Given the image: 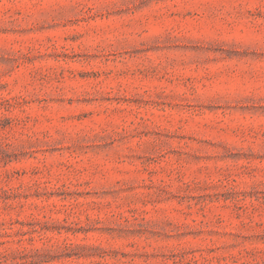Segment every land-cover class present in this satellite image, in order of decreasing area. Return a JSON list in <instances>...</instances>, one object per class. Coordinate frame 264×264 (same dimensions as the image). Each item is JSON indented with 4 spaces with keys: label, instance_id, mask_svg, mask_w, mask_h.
Here are the masks:
<instances>
[{
    "label": "rangeland",
    "instance_id": "1",
    "mask_svg": "<svg viewBox=\"0 0 264 264\" xmlns=\"http://www.w3.org/2000/svg\"><path fill=\"white\" fill-rule=\"evenodd\" d=\"M0 264H264V0H0Z\"/></svg>",
    "mask_w": 264,
    "mask_h": 264
}]
</instances>
